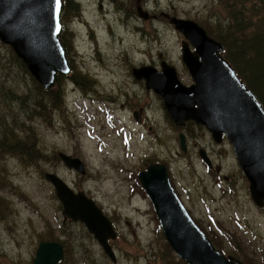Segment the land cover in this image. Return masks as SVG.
<instances>
[{
  "label": "rangeland",
  "instance_id": "obj_1",
  "mask_svg": "<svg viewBox=\"0 0 264 264\" xmlns=\"http://www.w3.org/2000/svg\"><path fill=\"white\" fill-rule=\"evenodd\" d=\"M69 1L74 5L62 12L60 38L72 73L51 87L56 106L44 94L34 108L30 91L36 80L0 41V89L18 94L13 100L0 96V140L8 141L2 134L9 132L7 126L16 135L11 139L20 142L13 152L0 147V264H32L39 242L48 240L64 246L59 264H182L165 248L137 178L154 161L168 167L182 204L216 248L246 264H264V206L252 201L230 142L224 137L215 143L193 122L175 126L161 96L132 74V68L144 65L159 69L163 59L175 67L180 82L191 84L181 59L184 38L162 14L214 29L216 2L142 0L137 6L156 16L142 19L135 0ZM79 74L84 78L74 84ZM179 131L186 136L185 153ZM58 152L80 158L85 173L67 167ZM45 172L84 191L114 220L116 262L82 222L64 217Z\"/></svg>",
  "mask_w": 264,
  "mask_h": 264
},
{
  "label": "water",
  "instance_id": "obj_2",
  "mask_svg": "<svg viewBox=\"0 0 264 264\" xmlns=\"http://www.w3.org/2000/svg\"><path fill=\"white\" fill-rule=\"evenodd\" d=\"M136 10L140 18L150 17L139 5ZM59 11L60 3L57 10L56 0H0V41L11 47L44 88L54 84L57 73L69 71L58 40ZM165 17L184 36L181 59L192 84H182L175 68L165 61L161 62L160 70L147 65L133 68L132 74L138 80L144 79L145 87L161 96L176 126L193 121L204 126L216 143L225 136L247 178L252 201L258 207L264 206V108L220 54L223 50L220 42L190 19L167 14ZM178 142L185 153L186 139L182 131L178 132ZM199 155L209 164L203 149ZM59 157L66 166L84 173L79 158L65 153H59ZM45 178L55 189L62 214L81 221L114 260L108 240L116 234L108 218L82 191L74 192L56 174L47 172ZM138 179L151 201L163 236L180 259L188 264H245L218 252L195 225L172 188L164 164H149L138 173ZM62 259L63 246L59 242L42 241L32 264H57Z\"/></svg>",
  "mask_w": 264,
  "mask_h": 264
},
{
  "label": "trees",
  "instance_id": "obj_3",
  "mask_svg": "<svg viewBox=\"0 0 264 264\" xmlns=\"http://www.w3.org/2000/svg\"><path fill=\"white\" fill-rule=\"evenodd\" d=\"M213 1L216 2L217 6L213 18L216 28L210 29L207 26H201L209 36L223 45V57L233 66L239 77L255 94L264 108V0ZM13 58L16 59L14 54ZM19 62L24 67L20 60ZM81 77L84 78L83 75L79 74L78 79H73V81L78 83ZM30 93L32 94V102L34 100L35 109L42 104L41 100L44 94L52 98L51 105L56 106V94L51 88L44 89L34 82V89ZM0 96L13 100L18 97V94L14 89L11 91L0 89ZM21 102H26V96L21 97ZM6 129L9 132L4 131L2 134L8 138V141L1 139L0 147L13 152V149L20 146V142L11 139L16 137L12 128L6 126ZM230 241H233L232 238ZM165 248L171 250L166 241ZM217 249L223 252L221 249ZM177 262L185 264L179 259Z\"/></svg>",
  "mask_w": 264,
  "mask_h": 264
},
{
  "label": "flooded vegetation",
  "instance_id": "obj_4",
  "mask_svg": "<svg viewBox=\"0 0 264 264\" xmlns=\"http://www.w3.org/2000/svg\"><path fill=\"white\" fill-rule=\"evenodd\" d=\"M135 3H136V5H137V3H138V0L136 1L135 0ZM143 3V1L141 0V4ZM72 5H74L73 4V2L72 1H69V0H61V8H62V12L64 11L65 12V10L66 11H68L71 7L73 8V6ZM136 7V6H135ZM165 14H167V13H164V14H162V16L164 17L165 16ZM151 15H153V14H151ZM155 16V15H154ZM151 18H153V17H151ZM154 18H156V16L154 17ZM163 60V59H162ZM161 60V61H162ZM160 61V62H161ZM70 73H72V72H70ZM70 74H68V75H66L67 77H71V76H69ZM61 76V75H60ZM59 77V76H58ZM67 77H65V78H67ZM140 81H142V80H140ZM74 83H75V81H73ZM186 125V124H185Z\"/></svg>",
  "mask_w": 264,
  "mask_h": 264
},
{
  "label": "snow or ice",
  "instance_id": "obj_5",
  "mask_svg": "<svg viewBox=\"0 0 264 264\" xmlns=\"http://www.w3.org/2000/svg\"><path fill=\"white\" fill-rule=\"evenodd\" d=\"M59 3H60V0H56V7H57V10L59 9Z\"/></svg>",
  "mask_w": 264,
  "mask_h": 264
}]
</instances>
